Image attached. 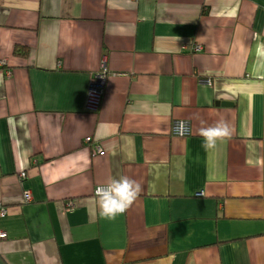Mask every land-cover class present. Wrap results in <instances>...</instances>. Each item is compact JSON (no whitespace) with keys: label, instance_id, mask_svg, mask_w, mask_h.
I'll return each mask as SVG.
<instances>
[{"label":"crops","instance_id":"0c3cea01","mask_svg":"<svg viewBox=\"0 0 264 264\" xmlns=\"http://www.w3.org/2000/svg\"><path fill=\"white\" fill-rule=\"evenodd\" d=\"M261 45L264 0H0V264H264ZM120 175L143 191L101 218Z\"/></svg>","mask_w":264,"mask_h":264},{"label":"clouds","instance_id":"9594fccd","mask_svg":"<svg viewBox=\"0 0 264 264\" xmlns=\"http://www.w3.org/2000/svg\"><path fill=\"white\" fill-rule=\"evenodd\" d=\"M258 57L264 58V45L257 50ZM199 134L203 138V147L211 150L218 142L231 139L233 129L226 120H218L214 124L206 125L201 121ZM142 184L126 175L110 178L105 184L95 189L96 204L99 216L108 220H115L124 214L140 197Z\"/></svg>","mask_w":264,"mask_h":264},{"label":"built area","instance_id":"2783aa9c","mask_svg":"<svg viewBox=\"0 0 264 264\" xmlns=\"http://www.w3.org/2000/svg\"><path fill=\"white\" fill-rule=\"evenodd\" d=\"M6 63L5 59H0V67ZM104 70L106 69L105 66H102ZM7 72V71H6ZM105 74L101 73L98 77H96L93 81H91L89 88H88V99L90 102H94L96 104L99 103V100L101 98L102 93V85L104 83ZM171 134L181 137H186L191 134V124L188 120L185 119H175L171 123ZM88 140V138H86ZM95 155L100 156L104 155V150H102L99 146L95 145ZM94 155V156H95ZM23 173H20V176H22ZM105 184V183H97L93 187V194L95 195V189L98 185ZM202 195V192L197 193V196ZM24 200L25 202H30L32 200L31 194L29 191H24ZM2 213L6 212V209L4 208L1 210ZM6 238V233L2 230H0V239Z\"/></svg>","mask_w":264,"mask_h":264},{"label":"trees","instance_id":"16d2710c","mask_svg":"<svg viewBox=\"0 0 264 264\" xmlns=\"http://www.w3.org/2000/svg\"><path fill=\"white\" fill-rule=\"evenodd\" d=\"M204 8H205V4H204ZM201 12H203V13H205L206 12V10H202ZM194 26H195V24H194ZM198 44V45H197ZM190 45V49H191V51H197V52H201L202 50H203V48H201V46L202 45H200L198 42H193V43H191V44H189ZM187 46H188V44H187ZM203 47V46H202ZM201 49V50H200ZM100 102H101V98H100V100H99V104H100ZM98 107H100V105H98ZM97 107V108H98ZM89 110H93V109H89ZM86 138H88V140H86ZM85 139H84V143L85 144H87V146L89 147V150L91 151V155L92 156H94L95 155V145H97V146H99L102 150H103V148L101 147V145H100V143L99 142H97V141H95V140H92L91 139V137H86ZM20 173H23V175L22 176H20ZM18 176H19V178H18V180L19 181H24V179L27 177V171L26 170H24V169H21L20 170V172L18 173ZM97 184V183H96ZM23 194H24V192H23ZM23 199H24V196H23ZM31 202V201H30ZM28 203V202H27ZM5 207H4V205H3V203L0 201V211L1 210H3ZM6 233V232H5Z\"/></svg>","mask_w":264,"mask_h":264},{"label":"rangeland","instance_id":"374dc122","mask_svg":"<svg viewBox=\"0 0 264 264\" xmlns=\"http://www.w3.org/2000/svg\"><path fill=\"white\" fill-rule=\"evenodd\" d=\"M98 105L99 104H96V103L90 102V101H87V103H86L87 108L93 109V110L96 109L98 107Z\"/></svg>","mask_w":264,"mask_h":264},{"label":"water","instance_id":"95a60500","mask_svg":"<svg viewBox=\"0 0 264 264\" xmlns=\"http://www.w3.org/2000/svg\"><path fill=\"white\" fill-rule=\"evenodd\" d=\"M217 104L228 106V105H231V102H229V101H220V102H217Z\"/></svg>","mask_w":264,"mask_h":264}]
</instances>
